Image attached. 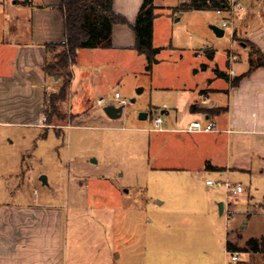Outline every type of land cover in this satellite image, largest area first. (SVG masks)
I'll use <instances>...</instances> for the list:
<instances>
[{"label":"rangeland","instance_id":"374dc122","mask_svg":"<svg viewBox=\"0 0 264 264\" xmlns=\"http://www.w3.org/2000/svg\"><path fill=\"white\" fill-rule=\"evenodd\" d=\"M181 1L185 0H153L158 14L153 45L160 52L146 71L144 56L135 49L126 51L119 78L104 96L107 105L124 100L119 118H98L104 106L87 92L90 116L77 118L75 109L83 106L81 101L71 114L67 99L61 103L66 119L53 118L50 125L55 129L3 130L0 183L13 192L7 195L10 202L30 204L37 199L43 216L54 219L55 250L64 260L68 256L67 264L76 259L89 264H222L226 242L238 248L237 264L264 262L260 254L242 251L248 240L264 235V218L247 215L264 202V163L262 173L234 171L228 179L239 183L243 192L226 198L223 187L205 185L206 178L219 179L215 171L199 172L195 161L189 170L183 163L187 156L199 158L205 152L224 159L223 139L152 131L156 115L163 117V127L174 123V112L167 110L169 117L161 114L162 103L170 108L168 96L194 92L200 105L212 104L204 103L200 92L225 88L218 73L227 71L230 48L237 57L233 64L237 71L258 63L252 47L237 45L229 28L222 27L224 14L177 10ZM239 3L242 7L234 20L248 0ZM213 25L224 30L223 36L214 34ZM67 77L57 76V88ZM141 113L147 117L141 119ZM189 114L197 112L187 110L184 119H190ZM251 198L257 208L249 205ZM219 203L230 206L228 218L224 210L219 214Z\"/></svg>","mask_w":264,"mask_h":264},{"label":"crops","instance_id":"0c3cea01","mask_svg":"<svg viewBox=\"0 0 264 264\" xmlns=\"http://www.w3.org/2000/svg\"><path fill=\"white\" fill-rule=\"evenodd\" d=\"M62 1L0 0V140L5 128L55 129L45 123L43 116L46 94L59 89L56 86L57 76H48L45 71L44 44L64 42L63 15L57 8ZM142 1L113 0V10L129 24H133ZM236 1L239 3V0ZM154 12L157 17L156 9ZM241 15L242 18H239ZM240 16L234 20L233 41L241 47H252L253 52L258 49L264 59V0H248V5ZM240 40L245 41L244 45ZM134 45L135 35L130 25L115 24L112 28L111 48L77 50L69 67L67 106L71 114L73 107L79 106L81 101L83 106L75 109L79 111L77 118L80 119L82 115L90 116L87 99L90 94L87 92L98 97L97 104L99 100H104L110 83L119 78L120 67L126 63V51H132ZM234 62L230 65L227 62V71L224 73L228 75V80H225V88L216 92H200L203 102L212 104L200 105L194 92L182 91L177 96H168L165 99L169 100L170 108L162 103L161 108L164 110L161 114L169 117L171 112L167 110L174 112V123L171 121L169 126L163 127V119V131L152 130L159 135L185 133L213 137L215 142L223 139L226 145L224 159L219 160L211 152H205L199 158L187 156L183 159L184 167L189 170L194 168L192 161H195L199 172L215 171L216 176H219L216 181L219 182L229 181L228 178L234 171L245 175L263 172L264 67L252 70L236 86H232L230 82L235 76L250 69L239 72L233 68ZM229 70L233 72L231 76ZM210 93L216 97H210ZM110 98L106 100L110 101ZM103 102V106L107 105L105 100ZM192 104L200 109H215L216 112L210 116L197 112L199 115L189 114L190 119H184L187 110L192 113ZM118 105L119 102L116 106ZM199 116L213 121L215 130L200 133L179 130L191 121H199ZM103 117L108 118L104 113L98 116L101 119ZM173 124L176 125L175 128ZM222 179L226 180L221 181ZM206 180L213 181L211 178ZM10 193H13L10 188L0 183V264H67L68 256L65 255L64 260L63 254L60 255V251L55 250L54 219L43 216L37 199L30 204H15L7 197ZM252 203L251 198L249 205L257 208L256 202L255 205ZM226 210L230 212V206ZM251 213L264 218V202L258 205V211L250 210L247 215ZM262 237L264 235L259 238ZM260 255L264 261V253ZM72 261L71 264H89V261Z\"/></svg>","mask_w":264,"mask_h":264},{"label":"trees","instance_id":"16d2710c","mask_svg":"<svg viewBox=\"0 0 264 264\" xmlns=\"http://www.w3.org/2000/svg\"><path fill=\"white\" fill-rule=\"evenodd\" d=\"M57 8L63 15L64 42L44 44L46 49L45 71L48 76L63 77L65 74L68 77L57 92H50L45 96L43 116L48 125L52 124L53 118L58 121L66 119V115L62 112L61 103L67 99L70 78L69 67L75 59L77 50L80 48H111L112 28L115 24L130 25L135 35L134 49L145 57L146 71L151 70L157 61L156 55L160 52V48L154 47L152 43L153 21L156 17L154 12L156 6L153 0L142 1L133 24H129L124 17L114 12L113 0H63ZM227 8V0H185L181 1L177 10H222L225 12ZM234 35L233 39H235ZM255 52L258 63H251V67L246 73L235 76L230 82L232 86H236L252 70L264 67L261 52L254 49ZM213 55V51L208 53L210 59L213 58ZM218 75L224 80H228L226 73L220 72ZM190 110L208 116L216 112L215 109H200L195 104L190 106ZM207 167L210 166L207 164ZM236 249L238 248L235 245L226 242V250L237 251ZM242 251L254 254L264 253V238H251L246 242Z\"/></svg>","mask_w":264,"mask_h":264},{"label":"built area","instance_id":"2783aa9c","mask_svg":"<svg viewBox=\"0 0 264 264\" xmlns=\"http://www.w3.org/2000/svg\"><path fill=\"white\" fill-rule=\"evenodd\" d=\"M228 1V8L225 12L222 10H216L218 15H222L225 13L226 18H224L221 22L222 27H228L230 30V35L233 38L234 34V14L236 11L241 10L240 4L236 0H227ZM236 55L231 52V48L227 55V62L228 64H232L236 60ZM232 70H229V76L232 75ZM115 98H118V93L114 94ZM104 100H99V105H104ZM124 104V100L119 101V105ZM165 107V106H164ZM163 117L161 115H156L152 120V128L155 131H163ZM180 131L187 132V133H200V132H212L215 130V123L213 121L206 120L205 123H201L199 121H191L185 127L180 128ZM206 185L211 187H223L226 192V198H229V195H237L242 192V187L238 184L231 183L230 181L226 180L224 182L219 181H212L206 180ZM223 210L227 213L228 218V211L223 206ZM240 254L236 251H226V258L222 264H236L239 260Z\"/></svg>","mask_w":264,"mask_h":264},{"label":"water","instance_id":"95a60500","mask_svg":"<svg viewBox=\"0 0 264 264\" xmlns=\"http://www.w3.org/2000/svg\"><path fill=\"white\" fill-rule=\"evenodd\" d=\"M211 30L214 32V34L218 37H221L223 36L224 34V30L218 26H211ZM244 45V44H242ZM122 110H123V105H105L103 108H102V111L103 113L109 118V119H117L121 116V113H122ZM139 117L141 119H144L147 117V113H141L139 115ZM40 180H42L44 183H46V178L44 176H41L40 177ZM218 211H219V214H222L223 212V204L222 203H219L218 204Z\"/></svg>","mask_w":264,"mask_h":264}]
</instances>
